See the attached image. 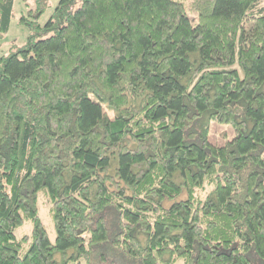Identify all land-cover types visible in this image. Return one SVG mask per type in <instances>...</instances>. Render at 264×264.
<instances>
[{"label": "trees", "instance_id": "trees-1", "mask_svg": "<svg viewBox=\"0 0 264 264\" xmlns=\"http://www.w3.org/2000/svg\"><path fill=\"white\" fill-rule=\"evenodd\" d=\"M33 3L0 55V264H264V0Z\"/></svg>", "mask_w": 264, "mask_h": 264}, {"label": "rangeland", "instance_id": "rangeland-1", "mask_svg": "<svg viewBox=\"0 0 264 264\" xmlns=\"http://www.w3.org/2000/svg\"><path fill=\"white\" fill-rule=\"evenodd\" d=\"M61 0H49V6L41 14L38 19L40 25L44 26L50 17L55 12ZM33 0H14L13 14L8 31L0 39V55L7 54L10 52V48L14 45L22 46L25 45L32 34L30 27L21 22L22 16H26L29 9L33 8ZM52 34V31L39 36L38 38L48 37ZM237 133L235 129L226 123H220L212 121L210 123L209 140L218 145H224L227 142L233 140ZM41 199V201H40ZM40 203V215L46 226L49 234V238L52 242H55V230L52 219L49 215V203L44 196L39 197ZM32 232L31 222H26L22 228L19 229L18 236L24 233L30 234ZM81 264H86L84 261Z\"/></svg>", "mask_w": 264, "mask_h": 264}]
</instances>
